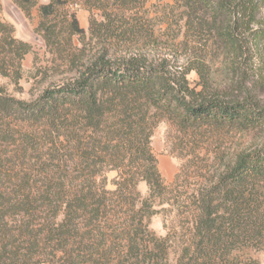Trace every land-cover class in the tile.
Instances as JSON below:
<instances>
[{
    "label": "trees",
    "instance_id": "obj_1",
    "mask_svg": "<svg viewBox=\"0 0 264 264\" xmlns=\"http://www.w3.org/2000/svg\"><path fill=\"white\" fill-rule=\"evenodd\" d=\"M11 1L27 16L38 6ZM78 3L100 21L98 50L76 75L30 102L0 89V264H258L264 140H237L264 129V106L232 78L213 89L205 58L219 51L229 70L264 63V0H173L155 17L147 0H49L36 29L46 43ZM162 24L176 34L163 39ZM179 37L194 47L173 72L171 54L150 52ZM31 49L0 22V77L17 83ZM161 124L179 161L169 184L151 148ZM156 215L163 236L149 227Z\"/></svg>",
    "mask_w": 264,
    "mask_h": 264
},
{
    "label": "rangeland",
    "instance_id": "obj_2",
    "mask_svg": "<svg viewBox=\"0 0 264 264\" xmlns=\"http://www.w3.org/2000/svg\"><path fill=\"white\" fill-rule=\"evenodd\" d=\"M49 0H38V6L45 5ZM173 4V0H147L146 9L150 17L159 15L166 11L168 6ZM38 6L27 16L14 6L11 0H0V22L10 25L13 28L15 39L29 43L31 52L24 56L21 62L22 76L17 83H12L10 79L0 77V89L12 98L30 102L35 100L49 86L70 81L76 74L75 71L87 61L94 52L98 50L95 37L91 34L90 23L100 21L97 12H89L80 3L72 5L68 11L70 17L64 22L56 24V34L54 40L47 42L42 38V33L37 31L39 24ZM264 16V8L262 9ZM73 21L76 29L72 28ZM55 24V22L53 23ZM159 30L164 33L163 39L176 34L175 26L168 28L167 24L159 26ZM180 37L172 44V47H159L152 50L153 57L169 56L172 58V70L185 71L189 67L191 60L192 43L183 45L179 43ZM211 50L206 56V65L209 69V81L213 89L229 90V81L232 78L234 83H241L250 96L260 105L264 106V63L253 62L244 65L239 62L237 69H230L224 62V57L219 51ZM80 63V64H79ZM191 87H195L199 82L198 75L191 71L187 75ZM232 89V88H231ZM165 126L159 125L151 138V148L157 159L158 170L164 181L169 184L178 172L179 161L169 154V149L165 144ZM264 140V129L255 135L241 136L237 142L248 147L256 145ZM116 173L110 172L107 177V189L112 190V180ZM142 196L147 192L144 183L138 186ZM150 229L158 236L164 235L162 217L156 215L150 220ZM258 264H264V252L252 254Z\"/></svg>",
    "mask_w": 264,
    "mask_h": 264
}]
</instances>
